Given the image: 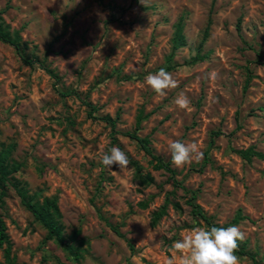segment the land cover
Masks as SVG:
<instances>
[{
    "label": "rangeland",
    "instance_id": "obj_1",
    "mask_svg": "<svg viewBox=\"0 0 264 264\" xmlns=\"http://www.w3.org/2000/svg\"><path fill=\"white\" fill-rule=\"evenodd\" d=\"M0 10L58 76L24 66L0 42V144H16L17 179L57 198L64 234L79 228L89 242L79 264H166L177 255L175 241L193 227L211 228L193 216L184 189L196 193L193 203L212 225L240 227L239 246L251 254L238 255L240 264H264V160L248 163L237 154L250 147L264 154V0H150L145 8L138 0H0ZM181 16L184 45L173 51ZM197 55L201 60L190 64ZM161 68L178 81L165 96L145 82ZM70 92L97 108L93 116L114 119L115 129L88 118L76 96L61 95ZM180 93L191 100L189 108L175 105ZM133 131L149 137L165 161L174 141L195 143L203 158L182 168L171 162V177L122 135ZM113 146L128 156L127 169L101 163ZM205 156L210 162L203 166ZM133 162L152 183L141 182ZM0 213L15 264H75L44 240L45 230L11 188ZM239 214L243 219L236 220ZM0 263L6 264L2 249Z\"/></svg>",
    "mask_w": 264,
    "mask_h": 264
},
{
    "label": "trees",
    "instance_id": "obj_2",
    "mask_svg": "<svg viewBox=\"0 0 264 264\" xmlns=\"http://www.w3.org/2000/svg\"><path fill=\"white\" fill-rule=\"evenodd\" d=\"M4 10H0V42L10 46L15 54L17 55L20 62L26 67H33L34 65H38L42 70H44L52 79L58 81L57 74L46 65L45 60H40L37 55L34 53L35 47H32L30 50L29 43L23 41L21 37L20 30H11L8 24L5 23L2 15ZM185 16H181L179 21L175 26V31L173 35V51L179 49L184 44V35H183V27H184ZM209 23L205 28L204 37H207ZM172 55L169 57V61H171ZM201 60L199 55L193 57L190 60V64H194L197 61ZM167 70L171 69V66L166 68ZM247 83V82H246ZM246 89V87L244 88ZM62 96L74 95L76 96L82 103L83 106L87 108V116L92 120H99L111 126L112 130L115 129L116 122L109 116L96 117L93 116L97 111V108L86 98H81L77 93L70 92L61 94ZM143 112H140L138 119L136 121V127L142 122ZM122 135L128 137L129 139L135 141L140 149L144 152L146 156L150 158V163L154 170H163L168 173L171 177H174L175 170L171 167V161H165L162 157L156 155L151 147V141L149 137H140L137 135L136 131L126 132ZM214 136L221 135L220 132H214ZM113 141H115L113 139ZM213 143V142H211ZM16 144L14 142H10L8 144H0V210L3 209L4 206V198L7 196V191L11 188L17 197L19 198L20 204L22 207L27 210L33 217L34 221L42 226L45 230V241H51L56 244L67 256V259L75 264H79L84 257L89 252V242L80 237V229L77 228L73 230L69 235H65L63 231V225L61 223L62 214L60 212L58 206V200L56 197H44L41 194L40 190L30 191L27 187V184L23 181H20L15 177V174L18 173L22 164L16 162L12 155L15 151ZM238 156L245 162L250 163L253 158L264 160V154L256 152L252 147L246 150L237 151ZM210 160L205 156L203 166L209 163ZM133 166L135 168V173L141 179V182L144 184L152 183L153 179L149 173L143 174L141 168L133 162ZM202 166V167H203ZM174 185L176 187L180 186V182L174 180ZM187 193H191V198L188 201V205L191 207V211L193 216L203 220L210 227H213L204 214L202 209L198 204L193 203V200L196 197L195 192H189L185 190ZM141 209H145L147 207V203L139 204ZM166 206L163 205L159 211L153 213L151 224L154 226L159 219L165 214ZM100 219L104 222L105 226L108 227L116 236L120 238H124V235L118 231V226L109 221L106 217L99 215ZM243 217L239 214L236 220H241ZM217 227V226H215ZM128 247L130 250H134V246L129 240H126ZM12 243L7 234V228L3 217L0 213V249L3 250L4 261L6 264H15L14 257L11 255ZM237 255L240 256H250L249 252L244 251V247H240L237 250ZM2 264V263H0Z\"/></svg>",
    "mask_w": 264,
    "mask_h": 264
},
{
    "label": "clouds",
    "instance_id": "obj_3",
    "mask_svg": "<svg viewBox=\"0 0 264 264\" xmlns=\"http://www.w3.org/2000/svg\"><path fill=\"white\" fill-rule=\"evenodd\" d=\"M145 8L150 0H138ZM216 73H212L214 79ZM146 85L157 95L165 96L167 90L178 87V81L173 75L161 68L154 74H149L145 78ZM180 109H187L191 104L189 97L180 93L174 101ZM171 162L176 168H182L193 162H200L203 152L199 150L195 143L185 144L180 141L171 142L168 145ZM101 163L112 168L115 165L120 170H125L129 166V158L119 147L113 146L108 153L102 155ZM244 239V233L239 226L229 227H193L180 240L172 245V251L176 256L168 258L166 264H240L237 255L239 241Z\"/></svg>",
    "mask_w": 264,
    "mask_h": 264
}]
</instances>
